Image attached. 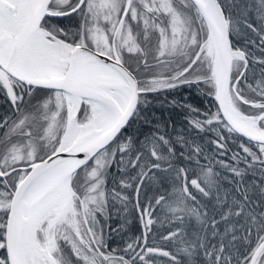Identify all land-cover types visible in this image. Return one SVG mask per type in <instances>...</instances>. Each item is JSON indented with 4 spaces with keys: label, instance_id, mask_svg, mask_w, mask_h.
Returning <instances> with one entry per match:
<instances>
[{
    "label": "snow or ice",
    "instance_id": "6c2138e0",
    "mask_svg": "<svg viewBox=\"0 0 264 264\" xmlns=\"http://www.w3.org/2000/svg\"><path fill=\"white\" fill-rule=\"evenodd\" d=\"M180 85L214 99L170 101L211 152L159 124L124 134ZM0 95V264H264V0H0ZM129 205L141 235L110 247Z\"/></svg>",
    "mask_w": 264,
    "mask_h": 264
},
{
    "label": "trees",
    "instance_id": "16d2710c",
    "mask_svg": "<svg viewBox=\"0 0 264 264\" xmlns=\"http://www.w3.org/2000/svg\"><path fill=\"white\" fill-rule=\"evenodd\" d=\"M245 2V0H241V3ZM247 2H250V0H247ZM250 19L254 20V13L252 16L249 17ZM56 22L60 23L61 26L69 25V20H57ZM252 39L255 40L257 44H259V38L253 34L248 33L247 37H241L239 39V43L243 44L244 39ZM252 47L253 51H256L255 46ZM257 55H260V53L257 51ZM149 100L151 103L147 106V108L143 109L141 112V115L139 118H133L131 121L130 126L126 129L125 135H133L137 137L139 140H143L144 136L150 135L157 124L161 125V131L163 132L164 126H167V134L170 137L175 138L178 135H185L188 138H195L198 143H203L207 147V150L209 152L212 151L211 145L207 144V141L209 139H215V134L211 132H199L198 130H195L193 128H190L188 120H187V110L184 108H181L178 104L172 105L170 101L177 100L182 103L186 104H192L196 108H199L201 112L208 110L211 108L213 111L215 110V102L212 97H206L202 91H198V89L195 86H188V85H180L179 87L175 89H169L165 90L161 93H153L150 94ZM150 121V122H146ZM240 140H245V138L240 137ZM239 142V141H237ZM230 147L235 149V145L232 144L231 141H229ZM177 153L184 150L187 154L186 149H182L180 145H176ZM256 150V149H253ZM218 159H225L231 162V153H229L227 156H218ZM202 164L207 163V161L201 159L200 161ZM183 165V162H181ZM194 166V165H193ZM191 167V166H190ZM240 167H244L243 164L240 165ZM217 171H220L222 175L228 176L229 180L223 181V188L226 189H232L233 185L230 183V180L233 178L231 173H227L223 169L217 168ZM158 176H163L165 174L157 173ZM119 176V173L116 171L115 168L112 169V176L108 180V187L111 188L112 180ZM189 180L192 178H195L193 174L189 175ZM260 179V173L257 171L255 174H253L252 171H249L247 175L244 177L245 183H251L252 181H258ZM148 187L147 193L141 194V199H144L145 195L152 196L155 193L154 185L147 184ZM166 188L168 191H171L172 188V180L165 176L164 183L161 186V189L163 190ZM119 190V189H118ZM127 194L132 195L131 192H128ZM159 215V212L157 213ZM125 220L128 222L126 223ZM195 221H193V224ZM107 225L111 226V229H117V231H109V228ZM168 227L167 224H165V229ZM165 229H162L159 227V225H155L153 228V231L156 232H164L166 234ZM142 225L139 220V216L134 208H132L131 205H129V212L127 216L125 217L123 213L120 215H117L115 211L111 213V219L107 221V224L105 225V238L108 240L110 247L113 248H122L125 246V242L128 240V237H135L141 235L142 232ZM166 259V258H165Z\"/></svg>",
    "mask_w": 264,
    "mask_h": 264
},
{
    "label": "flooded vegetation",
    "instance_id": "af4514ba",
    "mask_svg": "<svg viewBox=\"0 0 264 264\" xmlns=\"http://www.w3.org/2000/svg\"><path fill=\"white\" fill-rule=\"evenodd\" d=\"M6 112H10L9 104L5 101L4 97L0 95V115H3Z\"/></svg>",
    "mask_w": 264,
    "mask_h": 264
},
{
    "label": "water",
    "instance_id": "95a60500",
    "mask_svg": "<svg viewBox=\"0 0 264 264\" xmlns=\"http://www.w3.org/2000/svg\"><path fill=\"white\" fill-rule=\"evenodd\" d=\"M246 139V138H245Z\"/></svg>",
    "mask_w": 264,
    "mask_h": 264
}]
</instances>
